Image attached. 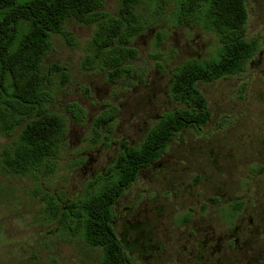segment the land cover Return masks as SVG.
Here are the masks:
<instances>
[{"label": "rangeland", "instance_id": "1", "mask_svg": "<svg viewBox=\"0 0 264 264\" xmlns=\"http://www.w3.org/2000/svg\"><path fill=\"white\" fill-rule=\"evenodd\" d=\"M121 5L104 0V11L117 16ZM176 8L143 1L146 29L132 42L139 55L118 81L86 64L94 25L68 23L75 45L54 35L44 68L66 71L49 78L48 109L67 119V138L52 174L22 176L2 162L22 128L0 134V264H101L99 249L51 218L47 200L65 205L85 195L124 146L141 143L177 107L169 96L177 68L218 51L217 36L179 25ZM248 9V37L261 43L249 68L198 85L209 102L208 124L183 131L113 208L115 231L137 264H264V0H249Z\"/></svg>", "mask_w": 264, "mask_h": 264}, {"label": "trees", "instance_id": "2", "mask_svg": "<svg viewBox=\"0 0 264 264\" xmlns=\"http://www.w3.org/2000/svg\"><path fill=\"white\" fill-rule=\"evenodd\" d=\"M143 1L122 0L119 14L113 16L104 11V0H0V134L12 136L22 128L4 150L7 171L22 176L52 174L66 141L67 119L48 109L49 78L66 71L58 64L44 68L54 35L75 45L68 23L94 25V53L86 64L101 66L111 81H118L130 73L139 55L132 42L146 29L140 12ZM169 1L176 3L179 25L198 24L217 36L218 51L177 68L169 91L177 107L160 116L141 143L124 146L110 171L85 195L65 205L54 197L47 200L51 218L99 249L101 264H137L115 231L113 208L139 173L156 163L183 131L208 124L209 102L198 85L243 74L261 49L259 40L248 37L249 0H163ZM77 112L81 119V111ZM112 119V115L101 118L97 126Z\"/></svg>", "mask_w": 264, "mask_h": 264}]
</instances>
